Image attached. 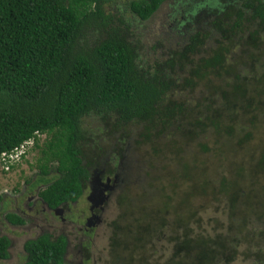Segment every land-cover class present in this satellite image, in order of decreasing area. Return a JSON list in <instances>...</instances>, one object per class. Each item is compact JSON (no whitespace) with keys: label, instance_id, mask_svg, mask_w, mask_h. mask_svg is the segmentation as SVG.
<instances>
[{"label":"trees","instance_id":"1","mask_svg":"<svg viewBox=\"0 0 264 264\" xmlns=\"http://www.w3.org/2000/svg\"><path fill=\"white\" fill-rule=\"evenodd\" d=\"M154 19L161 22L156 32L147 23ZM204 89L213 96L195 101V94ZM240 114H249L245 122L238 121ZM84 118L100 131L114 128L110 134L124 140L116 141L120 147L108 146L114 152L109 155L100 143L96 156L83 162ZM130 123L138 128L127 131ZM36 132L48 138L43 149ZM260 136L264 139V0H0L1 175L21 163L28 166L27 155L39 148L33 183L44 187L38 194L51 208H69L82 196L83 183L96 167L102 169L101 179L116 172L115 197L126 207L124 223H114L111 264H233L248 225L264 235V212L258 206L262 202L264 207V188L245 195L234 185L236 180L229 184L221 176L213 189L205 174L191 165L196 157L186 160L195 147L203 154H225L230 142L232 153L246 160V170L262 176ZM98 137L104 140L102 134ZM28 138L34 145L9 159ZM138 139L164 144L186 163L170 174L169 191L158 195L163 201L150 205L149 212L140 213L147 207H139L140 217H132V199L119 188L128 171L135 185L148 173V168L139 173L135 164L123 165L127 149L139 147ZM51 162L56 163L53 180L44 176ZM16 182L11 190L19 188ZM135 187L137 201L147 204L148 188L142 186L143 197L141 186ZM206 192L217 205L222 196L228 199L233 234L193 233V219L199 230L206 224L201 211L207 203H195ZM3 198L4 191L0 211ZM5 217L21 223L14 214ZM219 223L226 229L223 218L208 221L211 228ZM153 239L166 240L169 251L156 256ZM10 242L0 234V262L9 257ZM66 244L64 235L46 232L26 239L23 264H66ZM137 248L143 254L136 257ZM259 250H252L254 264H264ZM242 256L251 258L249 253Z\"/></svg>","mask_w":264,"mask_h":264},{"label":"rangeland","instance_id":"2","mask_svg":"<svg viewBox=\"0 0 264 264\" xmlns=\"http://www.w3.org/2000/svg\"><path fill=\"white\" fill-rule=\"evenodd\" d=\"M147 23L150 25V30L152 32H156L160 30L161 22L158 21V19H154ZM195 95H196L195 101H198L196 99L203 98V96L205 99H208L210 96H213V92L211 91L209 94L208 91L204 89L201 92V95L199 91ZM246 115L249 114H240V118L238 121L245 122L247 118ZM225 121H227V119ZM82 126L85 131V141L80 143V150H81V156L83 162L87 160H92L96 156L97 154L96 146L99 145L100 143L104 144L105 147H107V150H105L104 152L111 155L114 152H111L110 151L111 148L109 150L108 146L115 147V145H118L116 147L118 148L120 146L116 141H118L119 143H122L124 141L120 139L117 140L115 139V136L110 134V132L114 131L113 130L114 128H109L108 126L106 129L103 128V130L100 131L97 129V127L94 126V123L87 118L83 119ZM135 128L137 129L138 126L134 125L133 123H130L126 126L127 131H131V129L134 130ZM99 134H102V137L104 139L103 141L99 140L98 137ZM119 136H120L119 133H117V138ZM260 137L263 139L262 136ZM36 138L40 149L45 148L46 146L44 144V141L45 140L47 141L48 138H46L43 134L38 135ZM228 143L229 144L225 147V149H223L225 154L218 152L216 155L214 154L212 155L209 151L203 154L201 152H197V150L195 149L197 147H195L193 149V153L195 154L189 156L186 162L189 163L190 160H192L195 156L196 158L192 161H195L196 163H193L191 165L195 168V171L197 169L200 173L205 174L207 180L211 184H213V189L217 188L218 185L217 181H219L221 176L225 177V180L228 181L229 184L231 180L232 181L236 180L234 185H237L238 189L242 191V193H244L245 195H250L251 193H255L258 187L264 188V177H263L264 175L255 176L250 171H247L246 160L242 161L240 160L241 157L238 158L237 156H235L234 153H232L231 151L230 142ZM208 147L211 148V151L213 153V139H210V141L208 142ZM188 155L190 154L188 153ZM27 156H29L26 159L28 166H26L24 163H21L20 164L21 167H18V169L15 170L14 172L11 173L6 172L4 177L1 175V170H0V192L4 191V193L6 194V198H3L5 207L2 211H0V234L7 235L11 241V245L8 248L9 257L6 260H2L0 264H23V256L26 254L25 251H23L24 241L26 239H31L32 237H34L36 233L44 232V231H47L49 235L52 237H54L60 231L65 232L64 234L68 236L69 243L66 249L67 253L65 254V258H64V263L66 264H76L78 261H81V259H82V263L86 262V260L82 256H77V255H75L74 257L72 256L71 249L76 248L78 250L79 247L82 250L86 249L84 250V252L87 253V257L89 258L92 257V260L96 261V264H106V263L111 264L113 259V252H111V249L113 244L112 239L114 232V223L117 222V225H121V223H124L125 220H123L124 217L122 216V214L125 211L126 203L117 201L114 190L110 192H107V190L104 191L103 200H100L99 192L103 190L102 188L103 179H101L102 169H96L97 168L96 167L91 172L88 182L85 185H83L82 196H80L78 200L69 203L70 210H67L66 213L64 212L63 215L61 212L59 213L64 218V220H62L63 224H61L58 221L59 215L57 213L52 212L51 215H49V213H47L46 210L44 211L40 207L41 204L42 206H44V204L43 203L40 204V201L36 196V190H39L40 188H42V186L41 185L37 186V183H33L32 188L30 186L31 181L37 177V175H35L38 169L36 165L37 164L36 160L37 158L41 157L39 148H35L32 154ZM169 159H171V162L169 161ZM185 159L186 158L182 159L180 156H177L175 152L166 149L164 147V144L153 146V144L149 142L140 141L138 148H136L133 145V149L131 150L127 149L125 153L123 165L129 163L135 164L136 166H138L139 173H143V170H145V168H148V173L146 175H143L140 179L141 182L136 185L141 186V195L143 197H145V195L143 193L142 186L144 188L147 187L148 190H146V192L148 191V193H146V195L147 197H149L147 198L149 199V202H145L147 203L145 205H142L143 202L139 200L137 201V195L135 194L137 188L135 187L136 185L134 184L135 180L133 177H130L131 174L128 171L127 175L129 177H126L124 175V182L120 184V188H119L125 192L124 195L129 194V197H131L132 199V203L131 202L129 203V205L131 206L128 205L130 207L129 211L131 213L128 214H130L132 217L134 216L140 217V215L138 214L139 207H147L144 211L140 212V213H144L150 211L149 208L150 205H155V206L159 205V203L163 201V198H160L159 196L163 194L164 191H167L168 190L167 185L172 183V180H170V174L175 173L176 169L179 171L181 169V164L186 163L184 162ZM29 163L32 164L29 166ZM121 163L122 161H120L118 165L121 166L122 165ZM55 165H56L55 162H51V164L47 168L48 174L44 175L47 179H52L55 177V173H54ZM241 169L243 171H241ZM20 170L21 172H19ZM239 173L241 175H239ZM21 174L23 177L18 178V176ZM115 174L116 172L113 171L110 177L113 178ZM23 178L25 180L24 184L22 180ZM176 180L180 184L179 179L177 178ZM14 181L19 182L18 184L19 188L17 189L20 191L16 189V191L18 192H16L15 190H11L10 188V185L14 183ZM109 181L111 184L112 180L109 179ZM173 181L175 182V179ZM181 187L184 190V187L183 186ZM187 187L189 188V184L187 185ZM246 191H248V193ZM260 192L262 193V191ZM17 195H21L22 198L20 200L17 199L14 200V197L15 196L17 197ZM28 198L29 199L34 198V201L28 200ZM176 200L177 198L174 199V201ZM200 201L207 203L206 210L201 211L202 219L206 224L202 225L201 230H199L198 224L195 223L193 219L192 227L195 228V230H193V233L198 234L200 232H204L205 235L209 233L214 235L215 233L228 232L233 234V230L229 222V219L232 220V212L227 211L228 206L225 205L228 199H226L225 196H222V199L219 201L220 204L217 205L216 203L212 202L210 193L206 192L204 194L198 195L195 198L196 204ZM31 202H35V204L34 205L31 204L29 206ZM93 202L96 203V206L95 208H93L92 213L98 214L99 207H102V210L99 211L101 216H98L99 218L98 223H94L92 220H88L89 225H86L87 227H93V226L96 227L91 230H88L89 233L87 234V236H85L81 234L80 232L81 229L77 228L80 226L79 225L80 223L78 225L75 224L72 225L67 220L70 219L71 216L72 217L76 216L80 211H83L86 215V210H88V208L90 207L89 205ZM258 206L260 207L259 210L262 209L261 212H264L263 209L264 207L262 205V202ZM29 207H34V208L31 209ZM222 207L226 209L227 211L226 214L222 213L223 212ZM234 209L237 208L235 207ZM172 210L173 209H169V211L171 212ZM7 213L16 215L21 220V223H17V224L11 223L5 217ZM46 215H48L49 218L51 217L54 218L53 222H51L53 223V227L50 228L49 230L43 228L44 225L42 222ZM34 217H38L39 222H37V224L42 226L41 229H39V227L35 225V221L33 220ZM217 218H223V223L226 229L219 228V226H221V223H219L217 227H213V228H211L208 225V221L210 220L215 221L217 220ZM64 223H66L65 227H63ZM252 227H253L252 225L247 226L246 228L247 232H244V236H245V240L243 241L244 243L240 245V249H241L239 252L240 256L235 258L233 264H254L252 262V257L255 252H253L252 250L255 247L260 249L258 252L262 253L264 256V247H263L264 235L263 234L260 235L259 234L260 230L259 231L258 229L253 230ZM253 232H255L256 235H253ZM86 241L88 243H85L82 246V242H86ZM152 243H155L156 246H158V249L156 250V254H157L156 256L161 254V250H164L166 252L169 251V249L164 248V245L166 244V240L160 239L158 241V239L157 240L153 239ZM250 247L251 249L247 250ZM141 251L142 249L137 248L136 250L137 254L136 252H134V254H136V257L138 254L142 253ZM146 251H148L146 253L147 255H150L153 252L152 249H150V246L147 247ZM246 253L251 254V258L242 256L245 255Z\"/></svg>","mask_w":264,"mask_h":264},{"label":"flooded vegetation","instance_id":"3","mask_svg":"<svg viewBox=\"0 0 264 264\" xmlns=\"http://www.w3.org/2000/svg\"><path fill=\"white\" fill-rule=\"evenodd\" d=\"M107 178V180H105ZM109 176H106L105 177V179H104V184H102V188L103 187H105V190L104 191H106L107 190V192H110V191H112L113 190V188H114V186H115V184L118 182V179H117V182L115 183V181H116V176H113V178L112 179H110V180H112L111 181V184H110V181H109ZM88 182V180H86L84 183H83V185H85L86 183ZM115 183V184H114ZM103 191V192H104ZM106 196V195H105ZM107 197V196H106ZM35 204V202H32V205H34ZM89 206H91V205H89ZM40 207L42 208V210H46L47 211V213H49V215H51V213L52 212H54V213H57L58 211H60L61 213H62V215H63V213L65 212H67V210H70L68 207H65V208H61V207H54V208H49L47 205H44V206H42V204L40 205ZM29 208H33V207H29ZM94 208V207H93ZM93 208H88V210H86V215H85V213L83 212V211H80L76 216H71V218L70 219H68L67 221L69 222V223H71L72 225H78L79 223V227H77L78 229H81V234H83V235H85V236H87V231L88 230H91V229H93L94 228V226L93 227H85V225H87V215H88V213L91 215V219L94 221L95 220V223H98L99 222V218H98V216H101L100 215V210H102V207H99V209H98V214H94V213H92V210H93ZM51 211V212H50ZM62 215H60V216H58V221L61 223V224H63V221L62 220H64V218H63V216ZM89 216V215H88ZM34 221H35V225H37L38 227H39V229H41L42 228V226L41 225H38L37 224V222H39V220H38V217H34V219H33ZM53 220H54V218H49L48 217V215H46L45 217H44V220H43V225H44V229H46V230H49L50 228H52L53 227V223H51V222H53ZM51 223V224H50ZM65 224L66 223H64V226L63 227H65ZM85 224V225H84ZM45 232H47V231H44L43 233H45ZM60 232H63V231H60ZM63 233H65V232H63ZM41 233L40 232H38V233H36V235L35 236H38V235H40ZM34 236V237H35ZM65 238H66V241H67V244H66V248H65V253H67V251H66V249H67V246H68V236L65 234ZM84 244H83V242H82V246H83ZM80 248V247H79ZM78 248V250L76 249V248H72L71 249V251H72V256L74 257L75 255H77V256H82V257H84V259L86 260V262L85 263H82V259H81V261H78L76 264H96V261H94V260H92V257H87V253H85L84 252V250H86V249H84V250H82L81 248L79 249ZM72 263V262H71ZM107 264V263H106Z\"/></svg>","mask_w":264,"mask_h":264},{"label":"clouds","instance_id":"4","mask_svg":"<svg viewBox=\"0 0 264 264\" xmlns=\"http://www.w3.org/2000/svg\"><path fill=\"white\" fill-rule=\"evenodd\" d=\"M38 134L41 135L40 133H37V132H36V133H35L36 137L38 136ZM43 135H44V134H43ZM21 154H22V153H20V155H21ZM3 168H4L5 171L8 169L7 166H3ZM114 176H116V181H115V183H116V182H117V179H118L117 174H115ZM54 178H55V177H54ZM54 178H53V179H54ZM53 179H52V180H53ZM104 179H105V178H103V183H102V184H104ZM109 179H112V178L110 177ZM22 180H23V184H24V183H25L24 178H23ZM52 180H51V181H52ZM105 180H107V178H106ZM32 183H33V180L31 181L30 186H31ZM115 183H114V184H115ZM39 185H41L42 188L44 187L42 183L37 184V186H39ZM31 188H32V186H31ZM42 188H40L39 190H36V196L38 197V200L40 201V204L43 203L44 205H46L44 202H42V200H41V198H40V196H39V194H38V192H39ZM115 188H116V187L114 186L113 190H115ZM104 190H105V187H103V190L101 191V192H102V196H101L102 198H100V200H103V191H104ZM15 191H16V190H15ZM18 191H20V190H18ZM18 191H16V192H18ZM20 194H21V193H20ZM21 198H22L21 195H17V197H16V196L14 197V200H15V199L20 200ZM28 200L34 201V198H31V199L28 198ZM93 203H94L93 205H92V203H91L92 206H90V208H93V207L95 208L96 203H95V202H93ZM31 204H32V202L29 204V206H30ZM48 207H49V206H48ZM59 207H61V208H65V206H59ZM33 208H34V207H33ZM49 208H51V207H49ZM31 209H32V208H31ZM92 211H93V210H92ZM59 213H60V211L57 212V214L60 216ZM54 215H55V214H54ZM87 219H88V220H92L90 214H89V216H88ZM88 220H87V225H89V221H88ZM92 221H93V220H92ZM93 222L95 223V220H94ZM85 227H87V226L85 225ZM95 227H96V226H94V228H95ZM90 228H91V227H90ZM40 233L43 234V232H40ZM46 233H48V232H46ZM88 233H89V232L87 231V234H88ZM48 234H49V233H48ZM57 234H61V235H64V236H65V234H64L63 232H58ZM57 234H56V235H57ZM56 235H55V236H56ZM35 237H36V236H35ZM35 237H32V238H35ZM23 244H24V243H23ZM10 245H11V242H10ZM23 251H24V250H23Z\"/></svg>","mask_w":264,"mask_h":264},{"label":"built area","instance_id":"5","mask_svg":"<svg viewBox=\"0 0 264 264\" xmlns=\"http://www.w3.org/2000/svg\"><path fill=\"white\" fill-rule=\"evenodd\" d=\"M26 145H28V144H25V143H23V144H21L18 148H15L14 149V152H11V153H9L8 155H7V157L9 158V159H11V157H18V155H20V153H22L23 152V150L25 149V146Z\"/></svg>","mask_w":264,"mask_h":264},{"label":"bare ground","instance_id":"6","mask_svg":"<svg viewBox=\"0 0 264 264\" xmlns=\"http://www.w3.org/2000/svg\"><path fill=\"white\" fill-rule=\"evenodd\" d=\"M24 143L28 144V145H34V139L33 138H28V139L24 140Z\"/></svg>","mask_w":264,"mask_h":264},{"label":"water","instance_id":"7","mask_svg":"<svg viewBox=\"0 0 264 264\" xmlns=\"http://www.w3.org/2000/svg\"><path fill=\"white\" fill-rule=\"evenodd\" d=\"M99 195H100V198H102V197H101V196H102V192H101V191L99 192ZM89 199H90V197H89ZM93 204H94V203H92V205H93ZM90 205H91V204H90ZM92 205H91V206H92Z\"/></svg>","mask_w":264,"mask_h":264}]
</instances>
